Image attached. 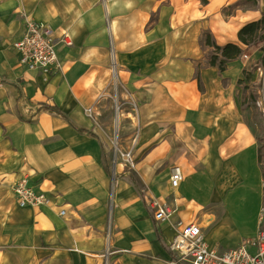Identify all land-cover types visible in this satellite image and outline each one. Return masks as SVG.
<instances>
[{
	"label": "crops",
	"instance_id": "obj_1",
	"mask_svg": "<svg viewBox=\"0 0 264 264\" xmlns=\"http://www.w3.org/2000/svg\"><path fill=\"white\" fill-rule=\"evenodd\" d=\"M263 14L264 0H0V264H166L173 232L153 220L149 197L174 220L202 222L219 252L264 230V166L243 105L264 73V43L242 47L222 72L202 44L205 34L239 44L240 28ZM26 19L71 36L50 74L26 70L12 47ZM114 97L120 147L138 133L140 181L121 165L111 180ZM172 164L183 176L176 190ZM22 178L52 204L19 207L11 186Z\"/></svg>",
	"mask_w": 264,
	"mask_h": 264
},
{
	"label": "built area",
	"instance_id": "obj_2",
	"mask_svg": "<svg viewBox=\"0 0 264 264\" xmlns=\"http://www.w3.org/2000/svg\"><path fill=\"white\" fill-rule=\"evenodd\" d=\"M54 35V31L46 24L26 19L21 38L12 44L19 56L20 65L26 70L39 71L42 74H50L58 69L57 48L61 44L71 46L72 39L66 31L61 32L58 37ZM111 55V72L115 77L116 61L113 53ZM122 105L121 102L114 100V123L117 128L123 117ZM257 105L260 106L261 103L257 102ZM130 112H135V105L131 106ZM86 113L92 117V109H87ZM130 121L136 125L135 116L130 118ZM137 137L136 130L130 147L134 146ZM130 154L127 152L122 155L126 156L125 161L129 169L134 170ZM117 164L120 163L115 161L114 166ZM123 165L126 166L125 163ZM182 180L180 167L172 164L169 169L171 188L178 189ZM11 190L17 205L21 208H39L52 204L51 197L39 188L29 185L26 178L14 182ZM145 199L148 208L152 211L153 220L157 223H167L173 232V237L167 245L170 258L166 264H264V231H259L253 238L243 240L235 248L219 252L208 246L203 234L205 226L202 222L196 220L185 223L181 219L174 220L176 210L167 202L155 197ZM59 214L64 215V211L61 210Z\"/></svg>",
	"mask_w": 264,
	"mask_h": 264
},
{
	"label": "rangeland",
	"instance_id": "obj_3",
	"mask_svg": "<svg viewBox=\"0 0 264 264\" xmlns=\"http://www.w3.org/2000/svg\"><path fill=\"white\" fill-rule=\"evenodd\" d=\"M264 34V32H263ZM115 86V85H114ZM264 87V73L259 79V82L256 85H251V87H248V94L252 97V101L248 103V105H245L246 103L244 102L243 105L247 108L245 111L249 112L247 115L248 117H251V123L253 124V127L255 128V132L257 134V139L259 142V147H260V156H261V161L263 162L264 166V101L262 100V88ZM116 88V86H115ZM255 96L253 98V96ZM114 100L115 97L113 98V106H114ZM257 102H260L261 105L258 106ZM105 106L103 110H101V117L102 118H110L112 114V102L111 99H108V101H104V103L101 104V106ZM115 117V116H113ZM112 117L111 120V127L109 131L107 132L108 135V140L107 143H105L106 149H104L106 158L108 160L109 164V170L112 174L111 180L114 181L117 177V174L115 175L114 173V162L117 161L120 164L125 163L127 167H125V172L127 175L132 176L133 180H139L137 174L134 172L133 169H129V166L126 163V156H123L122 154H125L127 152H130L131 159L133 161L134 167H135V156L133 154V147H118L119 143V126L117 128L116 124L114 123V118ZM117 143V144H116ZM140 181V180H139ZM143 187V186H141ZM212 227V226H211ZM264 231V230H260Z\"/></svg>",
	"mask_w": 264,
	"mask_h": 264
},
{
	"label": "trees",
	"instance_id": "obj_4",
	"mask_svg": "<svg viewBox=\"0 0 264 264\" xmlns=\"http://www.w3.org/2000/svg\"><path fill=\"white\" fill-rule=\"evenodd\" d=\"M263 32L264 14L261 19L246 23L240 28L237 34L239 44L228 43L223 46H218L211 39L209 34H205L202 39V44L205 47L211 48V53L208 57V64L217 67L220 72L224 71L228 63L238 59L242 55V47L250 48L257 46L259 43H264ZM45 108L57 112L54 107L45 106Z\"/></svg>",
	"mask_w": 264,
	"mask_h": 264
},
{
	"label": "bare ground",
	"instance_id": "obj_5",
	"mask_svg": "<svg viewBox=\"0 0 264 264\" xmlns=\"http://www.w3.org/2000/svg\"><path fill=\"white\" fill-rule=\"evenodd\" d=\"M32 21H33V20H32ZM33 22H35V21H33ZM47 26H48V25H47ZM50 28H51V27H50ZM117 165H121V167L123 168V171H125V169H124V168H125L126 166H124L123 164H117ZM115 167H116V166H114V172H115V170H116V168H115ZM114 174H115V173H114Z\"/></svg>",
	"mask_w": 264,
	"mask_h": 264
}]
</instances>
